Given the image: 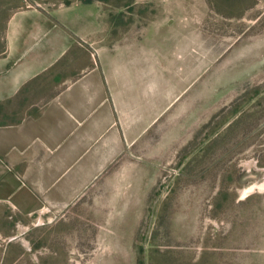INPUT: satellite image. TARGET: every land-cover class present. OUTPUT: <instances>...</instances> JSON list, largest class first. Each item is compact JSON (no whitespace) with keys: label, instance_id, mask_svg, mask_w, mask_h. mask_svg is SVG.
<instances>
[{"label":"rangeland","instance_id":"374dc122","mask_svg":"<svg viewBox=\"0 0 264 264\" xmlns=\"http://www.w3.org/2000/svg\"><path fill=\"white\" fill-rule=\"evenodd\" d=\"M18 1L0 0V14ZM178 4L191 17L173 39L164 30L159 64L166 91L187 88L166 114L164 146L134 150L62 214L23 222L5 207L0 264H264V0ZM105 6L124 20L122 39L162 9ZM64 63L41 77L52 92Z\"/></svg>","mask_w":264,"mask_h":264},{"label":"crops","instance_id":"0c3cea01","mask_svg":"<svg viewBox=\"0 0 264 264\" xmlns=\"http://www.w3.org/2000/svg\"><path fill=\"white\" fill-rule=\"evenodd\" d=\"M28 1L0 14V216L7 207L23 222L75 208L122 158L164 146L187 87L166 91L162 39L191 17L175 9L185 0H141L162 9L122 39L101 2ZM60 60L71 71L52 92L41 77Z\"/></svg>","mask_w":264,"mask_h":264},{"label":"trees","instance_id":"16d2710c","mask_svg":"<svg viewBox=\"0 0 264 264\" xmlns=\"http://www.w3.org/2000/svg\"><path fill=\"white\" fill-rule=\"evenodd\" d=\"M76 1H79V2H82V3H92V2H101L103 4H105L107 2V0H57L55 3H53L55 6L56 5H70L72 4L73 2H76ZM49 2V1H48ZM49 4H51V2H49ZM51 4V5H53ZM107 6V5H106ZM110 15V14H109ZM110 20L112 21V23H114V28H113V34H115L117 32V28L121 25V23L124 21V20H118L117 17L113 16V15H110ZM61 61V60H60ZM63 61V60H62ZM61 61V62H62ZM60 62V63H61ZM59 63V64H60ZM113 164L110 166L112 167ZM136 247H138V255H137V258H138V262L140 263V255L141 253H144V250L142 248V246H139V242L136 241ZM140 247V249H139Z\"/></svg>","mask_w":264,"mask_h":264}]
</instances>
